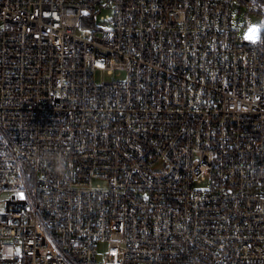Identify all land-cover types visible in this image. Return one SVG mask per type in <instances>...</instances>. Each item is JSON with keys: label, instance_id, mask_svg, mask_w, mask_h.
<instances>
[{"label": "built area", "instance_id": "built-area-1", "mask_svg": "<svg viewBox=\"0 0 264 264\" xmlns=\"http://www.w3.org/2000/svg\"><path fill=\"white\" fill-rule=\"evenodd\" d=\"M232 1L0 0V264H264V27Z\"/></svg>", "mask_w": 264, "mask_h": 264}, {"label": "rangeland", "instance_id": "rangeland-1", "mask_svg": "<svg viewBox=\"0 0 264 264\" xmlns=\"http://www.w3.org/2000/svg\"><path fill=\"white\" fill-rule=\"evenodd\" d=\"M232 27L240 34L258 35L264 27V2L261 0H233L232 1ZM6 195L3 194V198ZM3 204L0 203V209ZM105 244L100 245L102 254Z\"/></svg>", "mask_w": 264, "mask_h": 264}, {"label": "trees", "instance_id": "trees-1", "mask_svg": "<svg viewBox=\"0 0 264 264\" xmlns=\"http://www.w3.org/2000/svg\"><path fill=\"white\" fill-rule=\"evenodd\" d=\"M263 2V0H261Z\"/></svg>", "mask_w": 264, "mask_h": 264}]
</instances>
